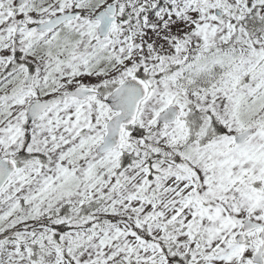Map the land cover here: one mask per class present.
Segmentation results:
<instances>
[{"label": "snow or ice", "instance_id": "snow-or-ice-1", "mask_svg": "<svg viewBox=\"0 0 264 264\" xmlns=\"http://www.w3.org/2000/svg\"><path fill=\"white\" fill-rule=\"evenodd\" d=\"M0 264H264V0H0Z\"/></svg>", "mask_w": 264, "mask_h": 264}]
</instances>
